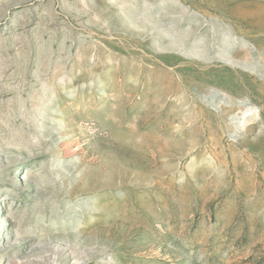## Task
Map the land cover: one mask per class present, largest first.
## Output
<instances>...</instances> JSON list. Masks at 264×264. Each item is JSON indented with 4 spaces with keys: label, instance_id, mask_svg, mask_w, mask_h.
Segmentation results:
<instances>
[{
    "label": "rangeland",
    "instance_id": "obj_1",
    "mask_svg": "<svg viewBox=\"0 0 264 264\" xmlns=\"http://www.w3.org/2000/svg\"><path fill=\"white\" fill-rule=\"evenodd\" d=\"M0 264H264V0H0Z\"/></svg>",
    "mask_w": 264,
    "mask_h": 264
}]
</instances>
